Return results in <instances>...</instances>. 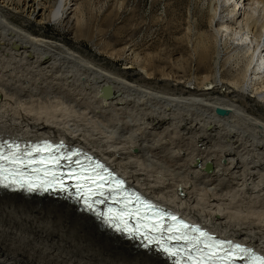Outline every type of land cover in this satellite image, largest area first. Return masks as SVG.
Wrapping results in <instances>:
<instances>
[{
    "label": "bare ground",
    "instance_id": "obj_1",
    "mask_svg": "<svg viewBox=\"0 0 264 264\" xmlns=\"http://www.w3.org/2000/svg\"><path fill=\"white\" fill-rule=\"evenodd\" d=\"M47 1L0 0V135L82 147L158 204L264 253V0H243L242 17L210 0L205 30L187 39L197 87L162 78L171 91L12 17L81 22L78 0L48 13ZM0 264L172 263L66 199L0 189Z\"/></svg>",
    "mask_w": 264,
    "mask_h": 264
},
{
    "label": "rangeland",
    "instance_id": "obj_2",
    "mask_svg": "<svg viewBox=\"0 0 264 264\" xmlns=\"http://www.w3.org/2000/svg\"><path fill=\"white\" fill-rule=\"evenodd\" d=\"M209 1L78 0L76 13L81 22L70 30L54 22L38 25L21 14L12 17L29 30L78 47L84 54L112 68H127L128 79L135 80L145 67L157 79L155 88L171 91L162 78L175 79L177 83L180 80L182 83L178 86L186 85L187 89L197 87L195 81L189 79L195 69L190 61L187 39L192 30H205L204 13ZM54 3V0L46 2L47 13ZM233 6L241 17L245 15V8L251 10V5L243 0H230L222 10L229 15ZM217 84L220 91L225 90ZM253 107L261 109L257 105Z\"/></svg>",
    "mask_w": 264,
    "mask_h": 264
},
{
    "label": "snow or ice",
    "instance_id": "obj_3",
    "mask_svg": "<svg viewBox=\"0 0 264 264\" xmlns=\"http://www.w3.org/2000/svg\"><path fill=\"white\" fill-rule=\"evenodd\" d=\"M15 147L17 149L16 152L10 151L8 155H5L2 150H0V177L3 179H7L8 176L11 175L13 180L11 181L14 184L19 185V187H28L29 190H34L36 188L43 187L45 190L51 189L54 186L59 185L63 188V176L57 175V173L53 169H49L46 165L51 162L54 165H59L61 157H54L49 156L46 159L43 157L39 160L31 159L32 152H28L26 155H18L17 152L19 151L18 145H9V148ZM34 152H41V151H52L51 146H46L44 149L36 147L33 149ZM77 155V153H72L67 157H63L69 161L72 160V156ZM7 162L10 164V168H5L4 163ZM39 164V168L33 169L34 173H42V177L37 175L35 179L29 178L27 180L24 179V172L23 169L25 166L31 168L33 164ZM77 165H80V161H75ZM98 168H103L102 165H97ZM93 175L83 176L77 175L76 170L72 169L69 173V176L77 181H83L84 183H77V191H80L81 188L86 186L87 184L94 185L96 189H103L104 188V181L107 179H111V174L109 173L107 177L101 176L99 172H96L95 169L92 170ZM106 171V170H105ZM84 172V168L81 167V173ZM19 177V179H17ZM2 182V180H0ZM123 189V181L116 180L114 182V188L112 191L119 192ZM92 189L89 188V192ZM100 196L104 195L103 191L99 192ZM115 199V196L112 197ZM139 200V197H137ZM103 200L94 201L93 203H103ZM124 205L127 207L129 201L127 198L124 199ZM144 207L148 209H152L155 207L154 205L148 204L147 202H142ZM84 204L88 209L93 208V204L89 203L88 199H84ZM102 215V214H101ZM131 215V213H128ZM137 215H139V210H137ZM148 223L143 225H137L136 229H129L127 220L124 219V214H119V217H109V223H115L118 219L119 221L123 222L124 224V231H128L130 235H134L135 233L139 232V229L143 227L146 231L143 234L145 240L148 241L147 244L143 245L145 248H149L150 245L153 244L154 237L148 236V230L152 232H162L163 225L161 221L164 219L163 214H157L155 217V221L153 222L152 216H145L143 217ZM172 221H177L176 216H171ZM119 227V224H116ZM183 229V231H182ZM167 232L170 233L167 237L168 241H183L184 243L181 244L179 247L175 249L168 247L165 245L164 242L160 240H156L157 247L163 251L169 257H180L175 261V264H233V261L236 259L237 254H242L240 256L241 259L246 258V264H264V256L256 255L252 249L243 247L240 244H234L231 241H222L215 239L213 237H209L208 234L202 230H200L196 226H190L184 223L182 220L179 222L178 226L170 227L167 229ZM193 233H198V235H193ZM181 253L183 255L181 256Z\"/></svg>",
    "mask_w": 264,
    "mask_h": 264
},
{
    "label": "water",
    "instance_id": "obj_4",
    "mask_svg": "<svg viewBox=\"0 0 264 264\" xmlns=\"http://www.w3.org/2000/svg\"><path fill=\"white\" fill-rule=\"evenodd\" d=\"M106 91H107V89L104 88V89H103V93H106ZM215 112H216L218 115H223L224 112H225V110H224L223 108H217ZM204 167H205L204 169H205L206 171H209V170H210V165H209L208 162L205 163Z\"/></svg>",
    "mask_w": 264,
    "mask_h": 264
}]
</instances>
